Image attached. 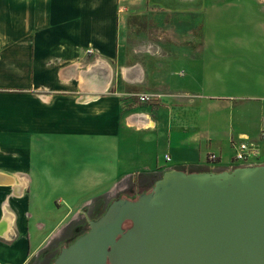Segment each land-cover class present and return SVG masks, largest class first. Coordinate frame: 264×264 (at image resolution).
Returning <instances> with one entry per match:
<instances>
[{"label":"crops","instance_id":"crops-1","mask_svg":"<svg viewBox=\"0 0 264 264\" xmlns=\"http://www.w3.org/2000/svg\"><path fill=\"white\" fill-rule=\"evenodd\" d=\"M247 1L0 0V264L51 253L71 193L83 208L135 176L205 170L211 153L231 170L242 138L264 164V53L255 74L244 58L264 50V4ZM230 11L238 23L208 26Z\"/></svg>","mask_w":264,"mask_h":264},{"label":"water","instance_id":"water-1","mask_svg":"<svg viewBox=\"0 0 264 264\" xmlns=\"http://www.w3.org/2000/svg\"><path fill=\"white\" fill-rule=\"evenodd\" d=\"M53 264H264V164L168 170L114 199Z\"/></svg>","mask_w":264,"mask_h":264},{"label":"rangeland","instance_id":"rangeland-1","mask_svg":"<svg viewBox=\"0 0 264 264\" xmlns=\"http://www.w3.org/2000/svg\"><path fill=\"white\" fill-rule=\"evenodd\" d=\"M252 3V6H251ZM254 3L257 5L254 6ZM247 4L250 5V8L254 10L255 9H261L263 8L264 1L258 2V1H247ZM234 11H230L229 15L220 18L217 17L218 14L215 15V17L208 18V26H212L211 28L213 30H217L222 23L226 24H231V23H238L240 21V18L235 17ZM256 14V12H255ZM220 15V14H219ZM222 16V15H220ZM176 16H173L171 14H167L166 20L167 21H173ZM195 18H197V21L200 22L202 21L203 18L200 17V14L198 16H194L193 21L196 22ZM178 19L182 22L190 21V17H178ZM248 19V18H247ZM251 19V18H250ZM145 26L148 25L149 32L152 33L153 37L157 38L156 35L161 34L159 31V27L157 25V22L154 23L153 19H150V21L145 20L144 21ZM149 22V23H148ZM136 23V22H135ZM138 23L142 26L141 21H138ZM147 27V26H146ZM215 30V31H216ZM197 37L198 40H201L202 37V31H201V25H198L197 28ZM213 36H216L219 38L222 35H229V34H237L238 32L236 30L230 31V32H211ZM220 35V36H219ZM210 50L209 52H211ZM220 51V50H219ZM245 62L246 66L249 69L250 73L255 74L256 67L259 65L262 60L260 57L261 53H264V50L260 49H254V50H245ZM254 53V56L251 54ZM81 71V68H80ZM91 71V70H90ZM81 72H78L80 74ZM84 73V72H83ZM90 73V72H89ZM88 73V74H89ZM94 73V72H93ZM92 71L90 74H93ZM89 76V75H86ZM79 114V113H78ZM258 116L259 114L256 113ZM248 118H256L255 114H246V119ZM218 156V155H217ZM259 158H253L251 161H249L248 165H258L257 162L259 161ZM219 160V158H217ZM210 162V161H209ZM235 162V160H234ZM237 162L230 168L231 170L234 169L236 166ZM239 166H247V164H242ZM205 170L201 169L200 171H222V168L219 167V165H215L214 168H210L209 165L207 168H204ZM190 170V169H189ZM192 170V169H191ZM192 172V171H191ZM163 176L162 173H157V174H150V175H140V176H135L134 182L131 180H128L126 187L124 190L119 191L117 193H114V195H107L103 197H98L96 199H93L91 202L88 203L87 206L81 208V199L79 200V194H74L71 193L70 199H69V205H70V216H69V224L67 227H64V230H62L61 233L54 239V249L52 252L48 255L49 251L45 253V255H39L36 257L31 264H53L54 259L56 256L59 254L60 247L68 246L72 242H74L79 235H82L89 229V222L93 219H97L98 217L101 216V214L104 213L108 205L116 198H120L124 195H128L130 197H134L137 195H140L143 192L151 190L152 186L155 184V182ZM65 240V242H60L61 240ZM61 243V244H60ZM47 255V256H46Z\"/></svg>","mask_w":264,"mask_h":264},{"label":"built area","instance_id":"built-area-1","mask_svg":"<svg viewBox=\"0 0 264 264\" xmlns=\"http://www.w3.org/2000/svg\"><path fill=\"white\" fill-rule=\"evenodd\" d=\"M163 95L157 92H140L136 93V97L140 103L149 104V105H156L160 102L161 97ZM233 150H234V157L233 159L235 162L240 164H250L248 163L253 158L259 156L258 149L256 148L255 144L248 139L242 138L233 141ZM217 156L214 153L209 155V167L214 168L215 163L218 161ZM166 159L169 160V156H166Z\"/></svg>","mask_w":264,"mask_h":264},{"label":"bare ground","instance_id":"bare-ground-1","mask_svg":"<svg viewBox=\"0 0 264 264\" xmlns=\"http://www.w3.org/2000/svg\"><path fill=\"white\" fill-rule=\"evenodd\" d=\"M81 74L82 73H80L79 76H78V79L80 81V84L82 85V87H84L86 89H91L92 86H93V83H91V81H90V83H88V81H87L88 78L86 76H84V75H81ZM88 97H91V96L90 95L89 96L87 95V97H85V98L87 99ZM12 181H13V178L10 179V182H12Z\"/></svg>","mask_w":264,"mask_h":264},{"label":"flooded vegetation","instance_id":"flooded-vegetation-1","mask_svg":"<svg viewBox=\"0 0 264 264\" xmlns=\"http://www.w3.org/2000/svg\"><path fill=\"white\" fill-rule=\"evenodd\" d=\"M125 196H126V198L128 197L129 199H134L133 197H130V196H128V195H125ZM136 197H137V196H136ZM136 197H135V198H136ZM129 226H131V222H126V223L124 224V228H128ZM79 236H81V235H79ZM79 236H78V237H79ZM78 237H77V238H78Z\"/></svg>","mask_w":264,"mask_h":264},{"label":"trees","instance_id":"trees-1","mask_svg":"<svg viewBox=\"0 0 264 264\" xmlns=\"http://www.w3.org/2000/svg\"><path fill=\"white\" fill-rule=\"evenodd\" d=\"M138 196V195H137ZM122 197H126V196H122ZM136 196H134L133 198L135 199ZM128 198V197H127Z\"/></svg>","mask_w":264,"mask_h":264}]
</instances>
